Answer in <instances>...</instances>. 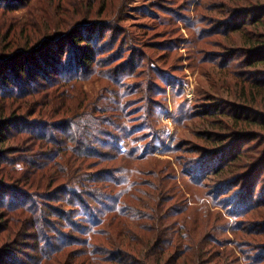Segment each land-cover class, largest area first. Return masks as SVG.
I'll return each instance as SVG.
<instances>
[{
    "label": "rangeland",
    "instance_id": "1",
    "mask_svg": "<svg viewBox=\"0 0 264 264\" xmlns=\"http://www.w3.org/2000/svg\"><path fill=\"white\" fill-rule=\"evenodd\" d=\"M22 4L0 13V38L10 47L0 48V58L23 60L24 46L34 51L44 41L88 20L108 32L101 43L106 52L100 68H92L87 79L73 82L76 89L66 100L59 95L65 88L57 84L59 73L46 78L36 71L29 86L28 78L23 79L25 89L36 85L33 95L0 98V118L15 116L23 129L21 118L29 128V132L13 130L8 153L18 159L16 171L10 168L7 178L1 173L0 183L16 185L26 179L22 172L30 167L28 154L41 162L37 178L47 187L41 191L49 193L42 204L45 208V202H50L54 211L46 219L43 209L44 226L59 224L67 217V207L58 200L59 182L44 174L48 159L37 134L45 130L48 136L60 135L56 125L76 114L79 100L75 97L82 91L106 94L117 82L115 87L123 95L117 108L132 118L131 126L135 124L123 147L130 146L138 154L145 149L146 156L141 161L116 156L94 163L98 165L90 170L130 163L140 169L134 176L139 181L163 183L166 204L180 207L176 217L180 219L181 264H194L196 256L201 264H264V203L256 207L255 202L249 203L247 210L238 213L229 205V195L242 192L247 184L256 187V195L259 188L264 189V173L259 170L264 167V86L254 87L256 78L264 76V65L248 66L254 54L264 51V12L259 14L264 0H26ZM249 12L256 19L242 26V15ZM237 15L241 30L234 28ZM14 38H18L16 44ZM56 49L50 47L52 52ZM102 151L114 154L110 146ZM219 154L224 162L213 170ZM4 166L0 164V171ZM206 167H212L206 177L196 178ZM101 174L106 176V172ZM22 201L25 204L22 198L13 204ZM2 212L0 251L10 248L19 257L16 264L42 256V247L34 244L42 233L31 229L30 219L21 224L30 212L10 210L12 217ZM77 249L65 250L56 262L80 263L74 259Z\"/></svg>",
    "mask_w": 264,
    "mask_h": 264
},
{
    "label": "trees",
    "instance_id": "2",
    "mask_svg": "<svg viewBox=\"0 0 264 264\" xmlns=\"http://www.w3.org/2000/svg\"><path fill=\"white\" fill-rule=\"evenodd\" d=\"M15 1L0 0V13L14 11L26 2V0ZM263 12L264 7L259 14ZM250 13L247 16L242 15V26L256 19V15H250ZM233 20L234 28L241 30L240 25L237 26L239 16ZM90 21L80 22L67 34L61 33L58 34L59 36L51 37V40L44 41L34 51H26L30 47L24 46L25 54L22 57L25 56V59L23 60L0 58V98L33 95L34 90L37 89L36 85L25 89L23 79L28 78L26 84L28 83L27 86H29V81L34 79L32 76L34 71L40 72L46 78H54L56 72L59 73L57 84L65 85V88L62 86L63 89L59 91L60 98L70 97L73 88L76 89L77 85L73 82L84 80V77L87 79L90 77L92 68L97 69L103 65L101 57L106 52V46L101 43L108 32L101 31L100 25H93ZM14 39L13 43L16 44L18 38ZM3 43V38H0L1 49L2 47L10 48ZM83 43L87 46L81 48ZM247 43L250 44V42ZM50 47L57 49L52 52ZM255 47L254 44L249 48ZM26 55L30 58L27 63ZM252 59V61L248 60V66L264 65V51L254 54ZM261 75L256 78L258 84L254 87L264 86V76ZM115 83L111 89H107L106 94H102L101 91L100 94L93 96L91 93L82 91L83 95L75 97L79 100L78 109L74 111L76 114L59 121L60 124L56 125L60 135L56 133L48 136L45 130L37 134L42 139L40 147L46 152L48 159L44 174L50 181L53 179L59 182L56 186L57 194L60 196L58 200L67 207V217H62L59 224L56 222L55 226L47 224L44 226V210L46 219L54 211L52 209L50 211V202H45V208L42 204L43 198L49 193L46 190L41 191L47 187L40 183V178H37V174L42 172L41 162L36 163L29 154H26L30 160L28 163L30 167L22 172L26 179L18 180L21 183L16 185L0 183V222L4 217L2 211H7L12 217L10 210L22 208L30 212V217L23 219V212L21 224L24 220L30 219L31 229L40 230L42 233L34 240L35 247H42L40 248L42 256L39 255L38 258L20 264H61L62 261V264L183 263L180 262V219L177 218L180 215V207L166 204L167 198L164 195L168 193L163 183L139 181L134 176L138 175L140 169L138 166H130V163L99 172L90 170L98 165L94 163L109 162L116 156L124 155L125 159L133 158L137 161H141L146 156L145 149L138 154L133 152L130 146L123 147L124 140L132 137L135 124L131 126L132 118L124 113L123 108L121 110L117 108L116 104L123 95L120 92L121 88H116ZM15 85L19 86V90ZM13 87L16 92L12 90ZM43 120H39L40 123L46 124ZM22 121L25 122L20 118L19 123L23 128L20 129L18 118L16 119L15 116L10 120L0 118V164L5 165L0 174L2 173L4 178L8 177L7 172H10V168H16L15 164L18 160L17 157L12 158L8 153L11 151L8 142L13 136V130L18 128V132H29V128ZM46 129L48 130L47 127ZM108 146L114 154L103 155V147ZM236 153L237 149L231 155ZM221 156L220 154L216 156L219 159L217 164L213 165L214 168H208L217 170L224 162L221 161ZM14 168L11 171H16ZM208 168L201 170L202 172L196 178H205ZM259 170L262 174L264 173V167ZM101 172H106V176H103ZM131 176H133L132 179ZM256 181L259 183L258 178ZM169 190H172V187ZM257 191L255 186L251 187V184H247L242 192L229 195L231 211L238 213L243 208L247 210L249 203L255 202L254 207L264 203V189L259 188L258 195H256ZM18 198L24 199L25 204L22 201L14 205L13 202ZM35 198L38 201H34ZM32 205L36 207L32 209ZM48 245H52L49 252H47ZM74 246L79 248L73 250L76 254L74 259H78L80 263H74L75 260L66 262L65 259L56 262L59 258L61 259V254L65 250ZM140 246L141 250H139ZM44 250L46 251L43 252ZM18 258L10 248L0 251V264H16L14 260ZM195 259L194 264H201L199 256L194 257Z\"/></svg>",
    "mask_w": 264,
    "mask_h": 264
}]
</instances>
